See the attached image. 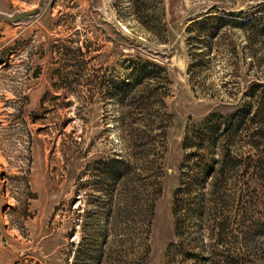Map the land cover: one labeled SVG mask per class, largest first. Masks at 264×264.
I'll use <instances>...</instances> for the list:
<instances>
[{
    "label": "rangeland",
    "instance_id": "1",
    "mask_svg": "<svg viewBox=\"0 0 264 264\" xmlns=\"http://www.w3.org/2000/svg\"><path fill=\"white\" fill-rule=\"evenodd\" d=\"M263 9L264 0H0V264H194L186 248L209 264L213 247L227 254L215 228L238 218L241 178L216 195L197 189L191 204L202 207L185 231L173 206L186 134L211 112L253 109L264 91ZM220 15L229 21L217 28L198 22ZM145 60L162 71L127 85ZM260 125H242L238 152L264 158V136L258 150L249 142Z\"/></svg>",
    "mask_w": 264,
    "mask_h": 264
},
{
    "label": "trees",
    "instance_id": "2",
    "mask_svg": "<svg viewBox=\"0 0 264 264\" xmlns=\"http://www.w3.org/2000/svg\"><path fill=\"white\" fill-rule=\"evenodd\" d=\"M261 15L259 23L264 27V13ZM208 18L212 19L210 23L213 25V28H217L229 21V18L220 15L209 16L206 19H200L198 22L202 23L204 20H208ZM162 69V66L155 63L152 64L149 60L136 63L133 66V79L132 81L127 80L126 84L134 86L137 83H141L146 77L155 76L157 71H162ZM258 119L264 120V91L259 94L253 109L247 106L241 111L228 114L211 112L200 126L186 134L184 144L186 147H192V149L185 155L184 170L180 185L176 191L173 206L177 229L185 231V216L189 212L201 209V201H195V206L191 204L193 201L192 197H196L193 193L197 189L209 187V194L216 195L222 191L230 179L237 178L240 180L241 178L243 181V187L238 193L239 202L237 203V207H239V216L235 218L234 225H231L228 216H224L218 222V227L215 228L217 229L216 234H219L218 241L215 242L221 243L223 239H228L227 242L230 244L228 246L229 252L227 254L219 253V250L213 247L210 256L204 257L206 260L209 259V264H264V252L261 253L262 255L251 257L248 254L240 252L239 249L237 250L240 245L243 246L246 243L251 246L254 243V238L257 236L264 237V217L260 215L255 218L253 216L255 206L260 205L262 210H264V158L262 156L256 157V152H238L234 148L233 142L236 135L239 134L238 132L242 130V125L246 126L248 122H256ZM263 131L264 129L260 125V127L250 132L251 140L249 142L252 149L253 147L255 150L259 149L261 143L258 137L264 136ZM123 165V170H131L129 163L123 162ZM113 170L117 173V165L113 166ZM142 185L147 187L149 182H143ZM236 189L238 188L236 187ZM236 189L234 190L235 193ZM147 193V196L144 198L146 203L144 204L143 211H145V214L150 213L149 217H151L154 207L152 203H149L150 199L152 201V189L148 190ZM217 213L222 212L218 210ZM145 217L147 219L145 218V235L143 236L142 243L145 244L147 252L150 248L151 218ZM232 230H238L240 234L238 236L234 234L230 236L229 232ZM211 233L215 234V230L212 229ZM253 246L264 251L262 244L254 243ZM184 255L189 258H195L196 262L194 264L205 263L202 259L203 254L197 253L196 250L186 248ZM138 262V260H135L134 264H138Z\"/></svg>",
    "mask_w": 264,
    "mask_h": 264
}]
</instances>
